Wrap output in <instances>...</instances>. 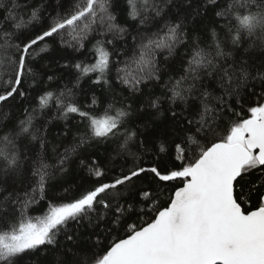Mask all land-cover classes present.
Returning <instances> with one entry per match:
<instances>
[{
  "label": "snow or ice",
  "instance_id": "snow-or-ice-1",
  "mask_svg": "<svg viewBox=\"0 0 264 264\" xmlns=\"http://www.w3.org/2000/svg\"><path fill=\"white\" fill-rule=\"evenodd\" d=\"M44 4L46 17L31 0H0V264H264V0ZM161 22L137 70L121 67L117 41ZM93 32V62L61 51ZM160 48L176 58L167 69L147 55ZM149 81L163 90L144 93ZM119 86L131 95L96 115ZM53 101L56 119L84 131L49 163L51 121L37 119ZM91 141L97 153L81 152ZM73 156L95 182L53 203ZM46 198V214L28 215Z\"/></svg>",
  "mask_w": 264,
  "mask_h": 264
},
{
  "label": "trees",
  "instance_id": "trees-1",
  "mask_svg": "<svg viewBox=\"0 0 264 264\" xmlns=\"http://www.w3.org/2000/svg\"><path fill=\"white\" fill-rule=\"evenodd\" d=\"M32 3H35L38 8H41L42 14L46 17L48 12H51V8H47V4H44L43 7L41 6V0H31ZM75 2L83 4L85 0H75ZM20 3H23V0H20ZM44 8H47V11H44ZM20 11V14L23 16L24 19H27L30 15V10L27 14H25L22 10ZM163 27V23L157 24H150L146 27L145 31L142 32L141 36H138L136 39V42L133 43L132 38L126 37L124 41H117V47L119 48L122 55L118 57L122 67L125 63H128L130 65V70L136 71L137 65L133 64L132 61L138 60L140 57V42L142 37L148 38L152 37L155 38V33L159 31V28ZM162 35V33H161ZM95 37L96 33L93 32L91 35L88 36V38L84 41L85 47L80 52H74L71 47L61 49V51L67 52L70 56H74L77 59L84 60L85 62H93L94 61V53L92 51L93 45L95 43ZM57 41H59V37L56 38ZM65 41L68 44H71L73 41L70 36L65 35L64 37ZM144 42L147 43V39H144ZM57 48H59V43L55 45ZM180 55H184L186 52L185 46L181 45L180 48L177 50ZM147 55L151 56L157 67L161 69H167L170 65L174 64L176 62L175 57H167V51L166 49L160 48L155 49L154 51L149 52ZM147 70V69H145ZM62 70L59 68H54V72L57 74V79L52 81L48 90L53 91L54 93L57 92L58 87L62 88L64 81L59 78V73ZM53 74V73H49ZM95 74H93L94 76ZM112 77H115V69L112 71ZM164 79H167V76L164 77ZM152 85H156L153 87ZM71 86V85H69ZM89 78L85 77L84 80L81 82V88H83L86 92L89 89ZM143 92H155L156 94H159L160 91L163 90L162 84H156L155 81H149V84L147 86H142ZM77 91V100L79 102H82L86 99L85 96L79 94V89ZM97 94L99 95V90H97ZM90 95V94H89ZM131 95V93L125 89L123 86H119L117 88V95L116 98L113 99L112 94H106V99H102L100 106L96 107L94 110V113L96 115H102L103 109L107 107L108 103H114L116 107H120V101L124 96ZM139 95V94H137ZM164 107H167V105H164ZM92 111V109H90ZM151 111V110H150ZM58 113L56 111L55 101L51 102V106L49 109H46L44 113H41L38 115L37 123L45 122L50 120L51 123L48 124V127L51 130V134L48 136L49 145H48V162L53 163L56 159V153H63L66 146H69L75 142H78L80 135L83 134V127L81 126L79 131H77V125L76 120L78 118H70L67 121V127H65V121L56 119ZM131 119H136L135 116H133ZM164 122V117L160 116L159 119L156 121L158 125H162ZM133 131H140L144 132L145 136L149 135L151 129H144L140 122L137 120V122L134 125H130ZM67 132L68 135H64L63 132ZM144 137L142 136L141 139ZM89 146L88 144L84 145L82 149H80L81 152L84 154H90V153H97V147L96 142L91 141ZM104 145L101 144L99 146V156L103 157ZM55 148L56 151H53ZM147 156H145V159ZM103 179V178H102ZM94 178L88 177L85 172H83L76 162V157L73 156L71 160L68 163V172L63 175H57L56 179L52 181V183H55L58 185L57 191L55 193L57 199L55 201H52L53 203H62V202H69L73 198L77 197L83 189L90 187L94 183ZM59 185H63V187H59ZM67 189V191H66ZM162 201L166 200V197L161 198ZM48 204L49 200L46 198L42 201H40L39 204L34 205L32 208L29 209L28 215L30 216H42L46 214L48 211ZM245 207H248V205H245Z\"/></svg>",
  "mask_w": 264,
  "mask_h": 264
}]
</instances>
